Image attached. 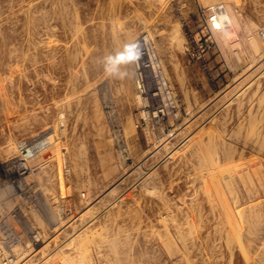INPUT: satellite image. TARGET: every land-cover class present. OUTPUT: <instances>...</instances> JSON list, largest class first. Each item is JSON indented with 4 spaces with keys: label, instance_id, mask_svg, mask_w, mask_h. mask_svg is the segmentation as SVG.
Instances as JSON below:
<instances>
[{
    "label": "rangeland",
    "instance_id": "374dc122",
    "mask_svg": "<svg viewBox=\"0 0 264 264\" xmlns=\"http://www.w3.org/2000/svg\"><path fill=\"white\" fill-rule=\"evenodd\" d=\"M145 1L0 0V210L18 206L40 237L17 248L18 264H264V0ZM220 5L238 15L241 46L215 31L195 60L186 48L205 39L202 12ZM141 36L175 107L157 92L150 104L165 117L147 126L132 65L125 80L102 65ZM41 132L59 158H32L24 181L12 182L4 167L17 143ZM230 171L246 179L241 195L258 188L247 205L258 204L256 219L227 211L238 195L225 184Z\"/></svg>",
    "mask_w": 264,
    "mask_h": 264
},
{
    "label": "built area",
    "instance_id": "2783aa9c",
    "mask_svg": "<svg viewBox=\"0 0 264 264\" xmlns=\"http://www.w3.org/2000/svg\"><path fill=\"white\" fill-rule=\"evenodd\" d=\"M210 13L202 12L205 22V39L194 40V45L186 48L195 60H201L203 54L214 45L213 33L218 31L215 28V20L219 7L212 8ZM264 41V31L260 33ZM140 57L132 64L136 81L139 103V125L147 126L152 121H159L165 117V110L158 105L153 107L152 98L158 93L164 95L174 109L170 92L163 79L160 63L155 51V46L148 36H141L136 39ZM158 92V93H157ZM167 115V114H166ZM176 117V115H175ZM48 136L41 135L34 139H22L17 143V156L5 165L9 172V180L12 182L24 181L31 172V159L47 145ZM40 241L39 233L30 225L23 212L15 206L9 212L0 210V264H18L19 253L17 248L26 242V245L33 246Z\"/></svg>",
    "mask_w": 264,
    "mask_h": 264
},
{
    "label": "bare ground",
    "instance_id": "6f19581e",
    "mask_svg": "<svg viewBox=\"0 0 264 264\" xmlns=\"http://www.w3.org/2000/svg\"><path fill=\"white\" fill-rule=\"evenodd\" d=\"M160 1V0H159ZM163 0H161V2H162ZM167 1V0H166ZM165 1V2H166ZM144 2H146L145 0H144ZM164 2V3H165ZM220 2H222V1H220ZM223 2H225V0H223ZM227 2V1H226ZM158 4H160V3H158ZM215 5V4H214ZM218 5V4H217ZM221 6V5H220ZM212 8V7H211ZM214 8V7H213ZM219 12H217V18H216V20H215V28L216 29H218V31H220L219 32V34L221 35V39H223V42H226L225 40H227V39H229V38H234V37H236V39H235V42H233L232 44H231V48H238V50H239V47L241 46V42L240 41H238L239 39H238V37H237V33L239 32V30H240V21H239V17H238V15L235 13V12H233L232 11V9L229 7V6H221L220 8H219ZM243 14V13H242ZM245 20H246V18H245ZM253 24H251L250 26H252ZM147 27H148V25H147ZM244 27V26H243ZM254 26H252L251 28H253ZM251 28H249V29H251ZM146 29V28H145ZM245 29V28H244ZM249 31V30H248ZM254 31H255V28H254ZM250 32V31H249ZM252 32V31H251ZM250 32V33H251ZM254 34V33H253ZM250 36V35H249ZM254 36V35H253ZM251 37V36H250ZM252 38V37H251ZM247 38L248 39V42H247V50H248V52H249V54L253 57V56H255V55H257L258 54V52H259V45H257V43H259L258 42V40H256V42H255V40H254V38ZM126 41V40H125ZM228 41H231V39L230 40H228ZM127 42V41H126ZM230 47V46H229ZM121 47H119L118 49H120ZM235 51L234 52V56L236 57V59H237V61H239V62H243V59H242V55H243V51L242 52H239V51ZM261 50V49H260ZM261 52V51H260ZM244 56V55H243ZM255 57H257V56H255ZM259 57V56H258ZM256 59V58H255ZM254 60V59H253ZM255 61V60H254ZM251 62V61H250ZM253 62V61H252ZM176 65H177V63H176ZM252 65V64H251ZM10 77V76H9ZM2 78V77H1ZM6 79V78H5ZM8 79V78H7ZM264 79V78H263ZM182 82V81H181ZM94 84V83H93ZM95 85L96 84H94L93 85V87H95ZM86 86V85H85ZM97 86V85H96ZM92 87V88H93ZM258 87H259V85H258ZM257 87V88H258ZM90 89H91V86H90ZM92 91V90H91ZM94 91V90H93ZM243 93V92H242ZM1 94V93H0ZM243 95V94H242ZM137 96V95H136ZM125 99L127 100L128 98H127V96H125ZM137 100L138 101H140V98L137 96ZM63 103V102H62ZM60 104V103H59ZM58 106H61V104L60 105H58ZM57 106V107H58ZM55 107V106H54ZM96 112V111H95ZM36 113V112H35ZM94 113V112H93ZM92 113V114H93ZM101 113V112H100ZM25 114V113H24ZM30 114V113H29ZM31 114H32V112H31ZM34 114V113H33ZM21 115H23V113L21 114ZM101 115V114H100ZM99 115V116H100ZM28 116H30V115H28ZM27 116V117H28ZM95 116L96 117H98V113H95ZM30 118V117H29ZM28 118V119H29ZM60 120H64V118H65V116H64V114H63V112H60L59 113V117H58ZM60 120H59V122H60ZM21 121H23V120H21ZM26 121V120H25ZM97 121H99L98 119H97ZM15 122V121H14ZM20 122V121H19ZM24 122V121H23ZM133 122V121H132ZM58 126H60V128L61 129H63V131H64V128H65V125H64V122L62 121V122H60V124L58 125ZM99 126V125H98ZM123 126H125V125H123ZM123 128V127H122ZM52 129V128H51ZM124 129V128H123ZM130 129V128H129ZM209 129V128H208ZM124 131V130H123ZM210 131V130H209ZM45 132V131H44ZM43 132V133H44ZM207 132V131H206ZM62 133V132H61ZM8 134H10V133H8ZM62 134H64V133H62ZM131 134H133V133H131ZM41 135H42V132H41ZM38 135H36V137H37ZM39 137V136H38ZM52 138V137H51ZM61 139V138H60ZM12 140V139H11ZM53 140V139H52ZM52 140H49V136H48V138H47V141H48V145L43 149V150H41L40 152H38L34 157L36 158V160H39L40 161V158H44V156L43 157H41L43 154H46V156H47V153H49L50 155H51V157L50 158H52L53 160H57L58 158H59V155H58V153L55 151V149L56 148H54L55 147V144H54V142H53V144L51 143V141ZM13 141V140H12ZM54 141V140H53ZM51 143V144H50ZM200 144H198V146H199ZM197 146V145H196ZM13 147L14 146H12V144H11V141L10 140H7V142H6V146H5V150H6V152H11L12 150H13ZM82 147V146H81ZM47 152V153H46ZM81 157H82V155H80ZM33 157V158H34ZM45 158H47V157H45ZM49 158V157H48ZM44 160V159H43ZM33 161H34V159H33ZM32 162V160L30 161V163ZM35 163H36V161H35ZM41 163V162H40ZM33 164H34V162H33ZM32 164V165H33ZM37 164V163H36ZM35 164V165H36ZM121 164H122V162H121ZM32 165H31V167H32ZM34 165V166H35ZM41 166L43 165V164H40ZM40 165H38V166H40ZM48 165V164H47ZM40 166V167H41ZM36 167V166H35ZM42 168V167H41ZM50 172H51V169H47L46 170V167L44 168V166H43V169H41L40 171H38V173H40L41 175L42 174H44V176H45V178H47V181L49 182L50 181V179H51V177H50ZM229 174H228V178L225 180V184H226V186L229 188V189H232V190H234L233 191V194H236V193H238V195H237V197H236V199L235 200H233V196H232V201H234L233 203L234 204H227V207L228 208H226V209H228L227 211H230L229 213H232L233 215H232V217L234 216V209L236 210V215H238L239 216V219H241V221L242 222H244V219H245V214H246V211L247 210H249L255 217H253L254 219H256L257 217H258V210L256 209L257 207H258V204H256V203H253V204H251L253 201H254V199H255V194L257 193V187L255 188L256 189V191L254 190V192L252 191V193H249L248 192V189L246 188H244L245 190H246V194H243V195H241L240 193H242L241 191H238V190H240L239 189V187H243V184H244V181L246 180V179H244V177L242 176V175H238V174H236V173H234V172H232V171H230V172H228ZM246 173V172H245ZM245 176H251L250 175V172H247V174H244ZM31 176H32V174H31ZM255 177V176H254ZM260 176H256L255 178H253L252 176L250 177V179H251V183H253L254 184V186H257V184L260 186V187H262L263 188V184H262V182L260 181L261 179L259 178ZM29 178V177H28ZM38 178V177H37ZM247 178V177H246ZM38 180H39V178H38ZM40 181V180H39ZM250 182V181H249ZM259 187V188H260ZM250 188V190L252 189V187L250 186L249 187ZM9 189V188H8ZM7 189V190H8ZM236 192V193H235ZM110 193V192H109ZM123 195V194H122ZM120 197H122V196H120ZM119 197V198H120ZM118 200V199H117ZM249 202H251L250 203V206L248 207L247 205H248V203ZM247 206V207H246ZM246 207V208H245ZM225 211V210H224ZM31 214H33V213H31ZM117 216V215H116ZM229 216V215H228ZM36 218V219H38L37 217H36V215L34 214V216H33V218ZM40 217V216H39ZM230 217V216H229ZM44 219V218H43ZM36 222H39V219L36 221ZM241 222V223H242ZM237 223V222H236ZM193 228H195L194 226H193ZM197 228V227H196ZM55 230V229H54ZM105 230V229H104ZM194 230V229H193ZM195 231H196V229H195ZM190 232V231H189ZM188 232V233H189ZM99 233V232H98ZM91 234V233H90ZM195 234V233H194ZM97 235V234H96ZM196 235V234H195ZM99 237V236H98ZM196 239H198V238H196ZM86 239H84L83 241H85ZM126 240V239H125ZM77 241V240H76ZM86 242H87V240H86ZM86 242H84V243H86ZM200 242V241H199ZM70 245V244H69ZM201 245V244H200ZM83 246V245H82ZM202 246V245H201ZM43 247H45V246H43ZM70 247H71V245H70ZM76 247V246H75ZM261 247V246H260ZM260 247H259V249H260ZM67 248H69V246H67ZM77 248V247H76ZM114 248L115 247H113V255L114 254H116V253H114ZM203 248V247H202ZM40 249V248H39ZM78 249V248H77ZM45 250V249H44ZM75 250V249H74ZM78 251V250H77ZM204 251V250H203ZM79 252V251H78ZM186 253H187V251H186ZM205 253V252H204ZM258 253V252H257ZM182 254V253H181ZM256 254V253H255ZM19 256H20V254H19ZM24 256H25V254H24ZM69 256V255H68ZM117 256V255H116ZM116 256H114V257H116ZM22 258H23V256H22ZM64 258V257H63ZM62 258V259H63ZM72 258V257H71ZM78 258V257H77ZM184 258V257H183ZM186 258V257H185ZM207 258V257H206ZM28 259V258H27ZM61 259V258H60ZM66 259H67V257H66ZM68 259L69 260H67L68 262H70V263H72L73 262V259L72 260H70V258L68 257ZM64 261H60V260H58V261H60L61 263L63 262V264H67V262L65 261V258L63 259ZM177 260V259H176ZM81 261H82V259H81ZM186 262L185 263H187V259L185 260ZM209 261V260H208ZM248 262V261H247ZM27 262H24L23 264H26ZM74 263V262H73ZM72 263V264H73ZM81 263V262H80ZM209 263V262H208ZM210 264V263H209Z\"/></svg>",
    "mask_w": 264,
    "mask_h": 264
},
{
    "label": "clouds",
    "instance_id": "9594fccd",
    "mask_svg": "<svg viewBox=\"0 0 264 264\" xmlns=\"http://www.w3.org/2000/svg\"><path fill=\"white\" fill-rule=\"evenodd\" d=\"M140 57L137 42L125 43L115 54H108L103 57L102 65L104 74L114 80H125L131 78L129 66L134 64Z\"/></svg>",
    "mask_w": 264,
    "mask_h": 264
},
{
    "label": "crops",
    "instance_id": "0c3cea01",
    "mask_svg": "<svg viewBox=\"0 0 264 264\" xmlns=\"http://www.w3.org/2000/svg\"><path fill=\"white\" fill-rule=\"evenodd\" d=\"M142 152H143V151L141 150V151H139V152H135V153H136L137 155L139 154V156H140V155L142 154ZM7 189H8V188H7ZM7 191H8V190H6V191L4 192V195L8 193Z\"/></svg>",
    "mask_w": 264,
    "mask_h": 264
}]
</instances>
